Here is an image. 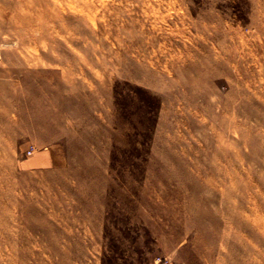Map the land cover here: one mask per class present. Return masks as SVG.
Segmentation results:
<instances>
[{"label":"rangeland","instance_id":"rangeland-1","mask_svg":"<svg viewBox=\"0 0 264 264\" xmlns=\"http://www.w3.org/2000/svg\"><path fill=\"white\" fill-rule=\"evenodd\" d=\"M0 264H264V0H0Z\"/></svg>","mask_w":264,"mask_h":264}]
</instances>
